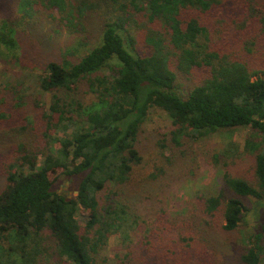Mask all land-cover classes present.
I'll return each instance as SVG.
<instances>
[{"label": "trees", "instance_id": "trees-1", "mask_svg": "<svg viewBox=\"0 0 264 264\" xmlns=\"http://www.w3.org/2000/svg\"><path fill=\"white\" fill-rule=\"evenodd\" d=\"M15 3L23 21L58 20L81 34L99 16L103 27L78 63L51 62L33 81L51 95L48 110L23 95L25 79L0 85V264H222L212 259L213 236L240 228L244 199L264 200V0ZM19 50L15 25L2 20L0 59L19 65ZM182 80L192 81L186 97L176 88ZM156 109L172 122L174 147L250 129L245 151L253 161L239 177L226 156H214L226 168L218 195L197 196L181 220L162 210L136 244V208L159 178L152 172L133 181L143 164L142 128ZM61 180L77 186V196L58 193ZM82 210L85 224L77 218ZM113 237L127 251L117 261L106 254ZM241 261L264 264V226Z\"/></svg>", "mask_w": 264, "mask_h": 264}, {"label": "rangeland", "instance_id": "rangeland-1", "mask_svg": "<svg viewBox=\"0 0 264 264\" xmlns=\"http://www.w3.org/2000/svg\"><path fill=\"white\" fill-rule=\"evenodd\" d=\"M15 1L0 0V22L9 19L15 25L20 44L21 64L14 66L1 58L0 85L7 78L14 77L21 81L25 79L23 95L32 101L37 100L38 105L46 111L50 106L51 95L42 93L35 87L33 81L44 74L49 63L76 64L93 50L102 36V18L92 17L85 23L84 32L74 34L58 20L51 21L43 17L31 22L21 20ZM141 47L142 45L136 50L141 51ZM103 74L109 75V71ZM191 87L192 81L182 80L176 88L186 97ZM83 101L90 103L92 100L84 98ZM34 113H37L36 108L30 113L27 111L30 122L34 121ZM173 130L169 116L158 109L150 113L142 128L138 149L143 156V164L137 168L138 175L133 181L139 180L138 176H146L152 172L159 175V178L152 183V192H148V195H151L149 200H144L136 208L138 224L134 227L135 235L131 236L132 242L135 241L136 244L142 238V232L155 222L162 210L171 220H181L191 216L197 196L210 198L218 195L223 186L226 168L225 165L218 164L214 156L219 155L221 158L226 156L228 168L239 177H244L241 170H245L253 161L250 153L245 151L247 139L252 134L250 129L221 132L199 140L184 139L181 147H174L169 142ZM52 134L54 138L64 137L62 133ZM260 141L264 144V137ZM163 144L166 146L164 151L159 146ZM229 150L237 154H230L229 157L227 156ZM262 150L264 152V146ZM172 159L175 164H168ZM42 161V157L37 161L39 166ZM185 161H188L187 170L183 167ZM4 187V177H1L0 190ZM56 189L58 193L71 199L76 196L78 187L61 180L56 184ZM244 202L248 212L240 228L231 234L217 233L213 236L217 248V254L212 257L215 262L243 264L242 254L251 247L254 234L264 226V200L246 198ZM77 218L81 224H85L88 215L82 210L77 214ZM126 252L116 237L110 239L106 254L111 260L123 258Z\"/></svg>", "mask_w": 264, "mask_h": 264}, {"label": "water", "instance_id": "water-1", "mask_svg": "<svg viewBox=\"0 0 264 264\" xmlns=\"http://www.w3.org/2000/svg\"><path fill=\"white\" fill-rule=\"evenodd\" d=\"M76 196H77V193H76Z\"/></svg>", "mask_w": 264, "mask_h": 264}]
</instances>
